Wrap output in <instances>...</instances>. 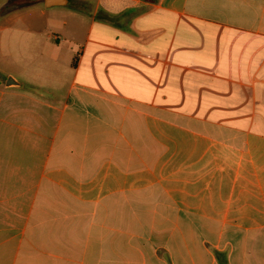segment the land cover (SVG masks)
<instances>
[{
	"label": "crops",
	"instance_id": "crops-1",
	"mask_svg": "<svg viewBox=\"0 0 264 264\" xmlns=\"http://www.w3.org/2000/svg\"><path fill=\"white\" fill-rule=\"evenodd\" d=\"M41 3L0 5V264H264V0Z\"/></svg>",
	"mask_w": 264,
	"mask_h": 264
},
{
	"label": "rangeland",
	"instance_id": "rangeland-1",
	"mask_svg": "<svg viewBox=\"0 0 264 264\" xmlns=\"http://www.w3.org/2000/svg\"><path fill=\"white\" fill-rule=\"evenodd\" d=\"M2 1L3 0H0V5L2 4ZM39 6L41 8H44L47 15L42 16V14H40L39 10L35 11L36 16L34 18H36V19L34 21L33 26H38V27H41L43 29L44 28L49 29L51 26V23L49 22V18L54 19V23H57L58 26H61V21L66 19L69 22V26H71L73 17L69 16V13H68L69 12L68 10H71L70 5H67L65 7H50V8H48L45 6L44 3H41V4H39ZM21 12L19 13L20 15L22 14ZM21 18H23V16ZM26 21L29 23V25H31V20H26V19H19L18 20V22L20 23L21 26H28ZM83 21H84V23L81 25H83V27H88L89 26V20L84 19ZM48 22H49V25H48ZM2 23H4V21H3L2 16H0V25ZM11 23H12V20H11V18H9L8 24H11ZM44 33H45V37L47 38L48 33H51V32H50V30H45ZM29 42H30L29 36H14L12 34H4V35L0 34V44L2 43L4 45L5 49L8 52V55H9V59L7 62L5 61V59H4V62H2V60L0 59V69H2L5 73H11L12 76L15 75L16 77H18V79H20L24 82H27L29 79V78H26L29 76V71L26 70V68H24V66L21 67V66H17L14 64V62L12 60V53H13L14 43H18L19 45L23 46ZM49 42L55 43V40L49 39Z\"/></svg>",
	"mask_w": 264,
	"mask_h": 264
},
{
	"label": "water",
	"instance_id": "water-1",
	"mask_svg": "<svg viewBox=\"0 0 264 264\" xmlns=\"http://www.w3.org/2000/svg\"><path fill=\"white\" fill-rule=\"evenodd\" d=\"M66 4V0H46V6L52 7L54 5H64ZM16 82H14V79L9 77L7 80V86H14Z\"/></svg>",
	"mask_w": 264,
	"mask_h": 264
}]
</instances>
